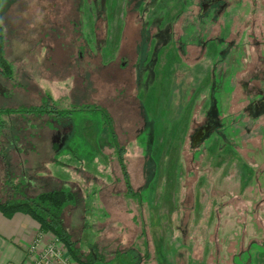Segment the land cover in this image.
<instances>
[{
	"label": "rangeland",
	"instance_id": "374dc122",
	"mask_svg": "<svg viewBox=\"0 0 264 264\" xmlns=\"http://www.w3.org/2000/svg\"><path fill=\"white\" fill-rule=\"evenodd\" d=\"M211 1L0 0V199L69 188L65 264H264V0Z\"/></svg>",
	"mask_w": 264,
	"mask_h": 264
},
{
	"label": "trees",
	"instance_id": "16d2710c",
	"mask_svg": "<svg viewBox=\"0 0 264 264\" xmlns=\"http://www.w3.org/2000/svg\"><path fill=\"white\" fill-rule=\"evenodd\" d=\"M3 46L4 37L0 31V64L5 67L7 73H10L11 69L9 63L4 58ZM217 123L218 114L216 105L212 102V105L207 111L205 123L201 125L200 128L198 127L196 129V131L202 130V134L199 135L198 141L207 137ZM191 143L193 144L192 137ZM75 203L76 196L69 188H53L40 191L34 196H29L24 191L18 190V185H15L12 187L11 194L7 195L5 200L2 201V199H0V212L5 216H10L15 212L29 214L39 224L40 231L49 232L54 235L65 245L70 255L79 260L78 241L71 238L62 221V212L64 208ZM97 260L96 256L87 255L83 263L95 264Z\"/></svg>",
	"mask_w": 264,
	"mask_h": 264
},
{
	"label": "crops",
	"instance_id": "0c3cea01",
	"mask_svg": "<svg viewBox=\"0 0 264 264\" xmlns=\"http://www.w3.org/2000/svg\"><path fill=\"white\" fill-rule=\"evenodd\" d=\"M42 180L35 179L34 183L41 187ZM58 181L53 188L60 187L61 181ZM30 194V196L35 195L34 193ZM39 232V224L29 214L15 212L10 216H5L0 212V264H26L31 256L28 246ZM43 234L44 236L48 235L47 232Z\"/></svg>",
	"mask_w": 264,
	"mask_h": 264
},
{
	"label": "built area",
	"instance_id": "2783aa9c",
	"mask_svg": "<svg viewBox=\"0 0 264 264\" xmlns=\"http://www.w3.org/2000/svg\"><path fill=\"white\" fill-rule=\"evenodd\" d=\"M43 233L42 231L37 233L28 246L31 256L26 264H65L64 253L59 245L61 241L52 235V241L43 244Z\"/></svg>",
	"mask_w": 264,
	"mask_h": 264
}]
</instances>
